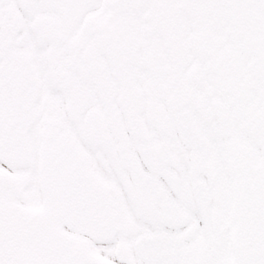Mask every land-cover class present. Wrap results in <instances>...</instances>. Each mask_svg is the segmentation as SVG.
<instances>
[{
    "label": "snow or ice",
    "instance_id": "snow-or-ice-1",
    "mask_svg": "<svg viewBox=\"0 0 264 264\" xmlns=\"http://www.w3.org/2000/svg\"><path fill=\"white\" fill-rule=\"evenodd\" d=\"M0 264H264V0H0Z\"/></svg>",
    "mask_w": 264,
    "mask_h": 264
}]
</instances>
